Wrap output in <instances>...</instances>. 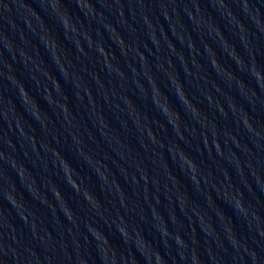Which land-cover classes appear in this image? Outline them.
Segmentation results:
<instances>
[{
	"label": "water",
	"instance_id": "95a60500",
	"mask_svg": "<svg viewBox=\"0 0 264 264\" xmlns=\"http://www.w3.org/2000/svg\"><path fill=\"white\" fill-rule=\"evenodd\" d=\"M0 264H264V0H0Z\"/></svg>",
	"mask_w": 264,
	"mask_h": 264
}]
</instances>
